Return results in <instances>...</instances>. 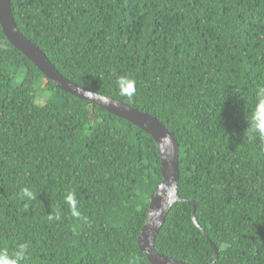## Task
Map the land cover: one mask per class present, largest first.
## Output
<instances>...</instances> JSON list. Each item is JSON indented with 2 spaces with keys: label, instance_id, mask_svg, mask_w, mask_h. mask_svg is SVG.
<instances>
[{
  "label": "trees",
  "instance_id": "obj_1",
  "mask_svg": "<svg viewBox=\"0 0 264 264\" xmlns=\"http://www.w3.org/2000/svg\"><path fill=\"white\" fill-rule=\"evenodd\" d=\"M11 4L64 77L176 135L182 201L156 250L187 264H264V139L247 128L264 86V0ZM119 76L134 79L133 96L119 94ZM161 181L151 135L55 85L0 24V249L26 243L23 264H151L137 238ZM24 187L36 198L21 199Z\"/></svg>",
  "mask_w": 264,
  "mask_h": 264
},
{
  "label": "water",
  "instance_id": "obj_2",
  "mask_svg": "<svg viewBox=\"0 0 264 264\" xmlns=\"http://www.w3.org/2000/svg\"><path fill=\"white\" fill-rule=\"evenodd\" d=\"M0 24L10 43L35 63L55 85L133 123L152 136L160 151L162 181L151 196L148 217L139 232L137 243L151 264H187L184 261L159 253L155 247L156 236L164 225L168 212L173 204L182 201L178 195L180 144L176 135L151 114L115 98L92 91L64 77L54 67L47 55L20 31L14 19L11 0H0ZM192 218L195 224L198 225L195 219V208ZM212 246L215 259H217L218 250L213 243Z\"/></svg>",
  "mask_w": 264,
  "mask_h": 264
},
{
  "label": "clouds",
  "instance_id": "obj_3",
  "mask_svg": "<svg viewBox=\"0 0 264 264\" xmlns=\"http://www.w3.org/2000/svg\"><path fill=\"white\" fill-rule=\"evenodd\" d=\"M116 83L120 95L131 97L135 94V81L131 77L119 76ZM255 95L256 103L251 118L248 121L247 128L250 129L253 134H258L261 139H264V86H260ZM20 196L21 199L27 200L36 198L33 191L28 187L21 189ZM63 201L73 217H79L81 215L78 208L79 201L75 189L66 190L63 196ZM27 249L28 245L26 243L20 244L13 253H9L6 249H0V264H23Z\"/></svg>",
  "mask_w": 264,
  "mask_h": 264
},
{
  "label": "bare ground",
  "instance_id": "obj_4",
  "mask_svg": "<svg viewBox=\"0 0 264 264\" xmlns=\"http://www.w3.org/2000/svg\"><path fill=\"white\" fill-rule=\"evenodd\" d=\"M131 56V55H130Z\"/></svg>",
  "mask_w": 264,
  "mask_h": 264
}]
</instances>
